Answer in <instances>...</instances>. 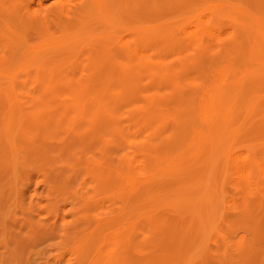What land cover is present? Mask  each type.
Returning a JSON list of instances; mask_svg holds the SVG:
<instances>
[{
  "label": "rangeland",
  "instance_id": "374dc122",
  "mask_svg": "<svg viewBox=\"0 0 264 264\" xmlns=\"http://www.w3.org/2000/svg\"><path fill=\"white\" fill-rule=\"evenodd\" d=\"M27 2L81 20L38 28ZM262 10L0 0V264H264Z\"/></svg>",
  "mask_w": 264,
  "mask_h": 264
},
{
  "label": "bare ground",
  "instance_id": "6f19581e",
  "mask_svg": "<svg viewBox=\"0 0 264 264\" xmlns=\"http://www.w3.org/2000/svg\"><path fill=\"white\" fill-rule=\"evenodd\" d=\"M87 1H89V0H87ZM224 1V0H223ZM34 2V1H33ZM96 2V1H95ZM256 2V1H255ZM262 2H264V0H262ZM37 4L38 5H40L41 4V2H37ZM213 4V3H212ZM216 4V3H215ZM218 4V3H217ZM95 5H96V3H95ZM214 5V4H213ZM224 5H225V3H224ZM247 5V4H246ZM207 6V5H206ZM216 6V5H215ZM89 7V6H88ZM256 7V6H255ZM261 7V6H260ZM85 8V7H84ZM83 8V9H84ZM245 8L247 9V6H245ZM21 9H22V16L20 17V18H24L23 20H22V22L24 21L25 23H29V24H35L36 26H38V28H40V27H44V29H46V27L48 28V23H53V24H56V25H61V24H66V23H68V22H71V21H75V20H77L79 17H80V14H81V7L80 6H76V7H74L71 11H68V12H66V13H64V14H62V15H57L56 13H55V11L54 12H50V15H51V17L50 16H46V15H43V14H41V13H38V12H30V5H29V2H27L26 4H23L22 5V7H21ZM63 9H64V7H63ZM62 9V10H63ZM233 9V8H232ZM87 10V9H86ZM211 10V9H210ZM210 10H209V12H210ZM248 10V9H247ZM256 10V13H257V11H258V9H255ZM261 10V9H260ZM202 11V10H201ZM206 11V10H205ZM262 11H264V10H262ZM204 12V11H203ZM97 13V12H96ZM217 13V12H216ZM247 13H249V12H247ZM205 14V13H204ZM236 14V13H235ZM255 14V13H254ZM209 15V14H208ZM105 16L107 17L108 16V11L107 12H105ZM237 16H238V14H237ZM245 16V15H244ZM247 16V15H246ZM255 18H256V16H254ZM83 18V17H82ZM226 18H227V16H226ZM229 18V17H228ZM246 18V17H245ZM80 19V18H79ZM85 19V18H84ZM83 19V20H84ZM248 19H249V16H248ZM257 19V18H256ZM81 20V19H80ZM82 20V21H83ZM245 21V20H244ZM248 22V20L246 21V23ZM253 24H254V22H252ZM251 23V24H252ZM235 24V23H234ZM245 24V23H244ZM195 25H197L196 23H195ZM247 25H249V24H247ZM194 26V25H193ZM234 26V25H233ZM237 26H239V25H237ZM242 26V25H241ZM195 27V26H194ZM210 27V26H209ZM250 27V26H249ZM255 27V26H254ZM261 27H262V25H261ZM193 28V27H192ZM196 28V27H195ZM242 28V27H241ZM244 28V27H243ZM252 28V27H251ZM250 28V30H254L255 28H252L251 29ZM43 29V30H44ZM128 29V28H127ZM194 29V28H193ZM201 29V28H200ZM239 29H240V27H239ZM245 29H246V31H248L249 29H247V26H245ZM245 29H244V31H245ZM42 31V30H41ZM183 31H184V29H183ZM194 31H196L195 29H194ZM193 31V32H194ZM199 31V30H198ZM209 31V30H208ZM243 31V32H244ZM258 31V30H257ZM207 32V31H206ZM211 32V31H210ZM209 32V35L211 34ZM184 33V32H183ZM248 33H250V31H248ZM251 33L253 34V31H251ZM250 33V34H251ZM40 34V33H39ZM204 34V33H203ZM202 34V35H203ZM222 34V33H221ZM259 34V33H258ZM50 35H53V34H50ZM209 35H207L208 37H209ZM214 35V34H213ZM194 36V35H193ZM210 36H212V35H210ZM215 36V35H214ZM41 37H42V35H41ZM52 37H55V36H52ZM51 37V38H52ZM216 37V36H215ZM43 38V37H42ZM48 38H50V37H48ZM48 38H46V39H48ZM51 38H50V40H51ZM106 39H108L109 40V38H106ZM253 39V38H252ZM50 40H49V42H50ZM246 40H247V38H246ZM44 42L46 43V42H48V40L47 41H45V39H44ZM52 42V41H51ZM57 42H59V41H57ZM57 42H54V43H50L51 45L52 44H54V45H56V43ZM64 42H66V41H64ZM67 42H70V41H67ZM70 43H73V42H70ZM247 43H249V42H247ZM257 43V42H256ZM49 44V45H50ZM58 45H57V47H53L54 45H52L51 47H53V48H56L57 49V51H58V48H60V46H59V43H57ZM63 44V43H62ZM65 44H67V43H65ZM64 44V45H65ZM69 44V43H68ZM114 44V43H113ZM119 44V43H118ZM259 44V43H258ZM41 45V44H40ZM48 45V44H47ZM47 45H45V46H47ZM64 45H62L63 46V48H64ZM70 45H72V44H70ZM42 46V45H41ZM59 46V47H58ZM184 46V45H183ZM248 46H249V44H248ZM18 47H19V45H18ZM22 46H20L19 48H21ZM43 47H44V45H43ZM49 47V46H48ZM48 47H47V50H48ZM16 48H17V46H16ZM52 48V50H54ZM63 48H60L59 50H62ZM72 48V47H71ZM120 50L121 49H123L124 47H123V44H120L119 45V47H118ZM183 48V47H182ZM26 49V48H25ZM49 49H50V47H49ZM56 49H55V51H48V52H43V55H42V57H41V63H49V62H51L52 60H56V59H59V61H60V58H61V56L63 57L64 55H63V53L62 52H57L56 51ZM110 49V48H109ZM112 49V48H111ZM33 50V49H32ZM41 50V49H40ZM184 50V49H183ZM34 51V50H33ZM38 51V50H37ZM42 51H44V50H42ZM42 51H40V52H42ZM71 51V50H70ZM66 52H68V51H66ZM34 53V52H33ZM38 53V52H37ZM36 53V54H37ZM42 54V53H41ZM69 54V53H68ZM80 55V54H79ZM28 56H29V54H28ZM27 56V57H28ZM38 57V56H37ZM31 58V57H30ZM32 60V59H31ZM59 61H58V63H59ZM253 61V60H252ZM24 62H26L25 60H24ZM35 62V61H34ZM34 62H31V63H34ZM40 62V61H39ZM55 63V62H54ZM37 65H38V62L36 63ZM33 65V67H34V64H32ZM42 65V64H41ZM40 65V66H41ZM241 65V64H240ZM262 65V64H261ZM36 66V65H35ZM248 66V65H247ZM254 66H257V65H254ZM46 67V66H45ZM45 67H43V68H41V69H44ZM48 67V66H47ZM46 67V68H47ZM50 67V66H49ZM37 68H39V66L37 67ZM33 69V68H32ZM60 69V68H59ZM213 69V68H212ZM79 70V69H78ZM77 70V71H78ZM37 71V70H36ZM76 71V70H75ZM239 71V70H238ZM43 72V71H42ZM54 72V71H53ZM51 73V72H50ZM50 73H49V75H50ZM70 73V72H69ZM203 73H205V72H203ZM207 73V72H206ZM211 73V72H210ZM215 73V72H214ZM213 73V74H214ZM235 73V72H234ZM105 74V73H104ZM244 74V73H243ZM14 75V74H13ZM52 75V74H51ZM54 75V74H53ZM205 75V74H204ZM209 75V74H208ZM211 75H212V73H211ZM218 75V74H217ZM11 76V75H10ZM213 76V75H212ZM215 76V75H214ZM237 76V75H236ZM9 77V76H8ZM207 77V76H206ZM218 77V76H217ZM216 78V77H215ZM214 78V79H215ZM218 78H220V77H218ZM236 78V77H235ZM10 79V78H9ZM13 79L14 80H17V78H16V76H14L13 77ZM45 79V78H44ZM207 79V78H206ZM211 79V78H210ZM254 79V78H253ZM195 80V79H194ZM194 80H191V81H194ZM213 80V79H212ZM211 80V81H212ZM258 80V79H257ZM199 81H200V79H199ZM230 81H232V80H230ZM52 82V81H51ZM189 83V82H188ZM192 83V82H191ZM236 83V82H235ZM242 84V83H241ZM179 85V84H178ZM180 86V85H179ZM185 87V86H184ZM210 87V86H209ZM232 87V86H231ZM230 88V87H229ZM208 89V88H207ZM208 90H210V89H208ZM52 90H50V92H51ZM206 91V90H205ZM212 91V90H211ZM201 92V91H200ZM230 92H231V89H230ZM199 93V92H198ZM3 94V93H2ZM16 94V93H15ZM204 94V93H203ZM262 94H264V93H262ZM207 95V94H206ZM16 96V95H15ZM181 96V95H180ZM198 96H199V94H198ZM203 96V95H202ZM95 98V97H94ZM197 98V97H196ZM195 98V99H196ZM203 98V97H202ZM81 99V98H80ZM96 99V98H95ZM190 99V98H189ZM200 99V98H199ZM259 99V98H258ZM185 100V99H184ZM194 100V99H193ZM201 100V99H200ZM98 101H99V99H98ZM195 101H197V100H195ZM254 101V100H253ZM256 101V100H255ZM258 101V100H257ZM177 102V101H176ZM202 102H203V100H202ZM182 103H184V101L182 102ZM185 103H186V101H185ZM190 103V102H189ZM195 103H197V102H195ZM194 103V104H195ZM201 103V102H200ZM178 104H179V102H178ZM206 104V103H205ZM254 104H255V102H254ZM8 106L10 105V104H7ZM82 106V105H81ZM178 107H179V105H177ZM197 106H198V104H197ZM207 106V105H206ZM198 107H200V105L198 106ZM208 107V106H207ZM248 107V106H247ZM19 108V107H18ZM22 108H24V107H22ZM181 108V107H180ZM203 108H204V106H203ZM30 107H25L24 108V112H30ZM95 109V108H94ZM97 109H98V107H97ZM176 109V108H175ZM178 109V108H177ZM184 109V108H183ZM197 109V108H196ZM200 109V108H199ZM201 109H202V107H201ZM207 109V108H206ZM252 109H253V106H252ZM161 110V109H160ZM192 110V109H191ZM204 110V109H203ZM209 110V109H208ZM211 110V109H210ZM154 111V110H153ZM152 111V112H153ZM162 111V110H161ZM205 111V110H204ZM203 111V112H204ZM207 111V110H206ZM27 112H26V114H27ZM84 112V111H83ZM170 112V111H169ZM201 112H202V110H201ZM202 112V113H203ZM254 112V111H253ZM98 113H99V110H98ZM147 113V112H146ZM192 113V112H191ZM208 113H209V111H208ZM238 113V112H237ZM245 113H246V111H245ZM25 114V113H24ZM207 114V112L206 113H204L203 115H206ZM20 115V114H19ZM29 115V114H28ZM88 115V114H87ZM97 115H99V114H97ZM194 115V114H193ZM245 115V114H244ZM249 115V114H248ZM8 116V115H7ZM32 116V115H31ZM88 116H90V115H88ZM101 116V115H100ZM149 116V115H148ZM202 116V115H201ZM243 116V115H242ZM145 117V116H144ZM213 117V116H212ZM252 117V116H251ZM157 118V117H156ZM205 118H207V117H205ZM204 118V119H205ZM8 119V118H7ZM6 119V120H7ZM147 119V118H146ZM167 119V118H166ZM180 119V118H179ZM203 119V118H202ZM153 120V119H152ZM164 120V119H163ZM185 120V119H184ZM242 120V119H241ZM246 120V119H245ZM82 121V120H81ZM168 121V120H167ZM166 121V122H167ZM171 121V120H170ZM170 121H169V123H170ZM174 121V120H173ZM182 121V120H181ZM202 121V120H201ZM231 121H233L234 122V120H231ZM50 122V121H49ZM102 122V121H101ZM150 122V121H149ZM198 122V121H197ZM208 122V121H207ZM78 123V122H77ZM85 123V120H84V122H83V124ZM111 123V122H110ZM187 123V122H186ZM203 123V122H202ZM216 123V122H215ZM9 124V123H8ZM91 124V123H90ZM168 124V123H167ZM166 124V125H167ZM171 124H174L173 122L171 123ZM188 124V123H187ZM207 124V123H206ZM217 124V123H216ZM6 125V127H7V124H5ZM40 125V124H39ZM45 125H46V123H45ZM77 125V124H76ZM81 126L80 127H82V123L80 124ZM87 125H88V123H87ZM170 125V124H169ZM47 126H48V124H47ZM174 126V125H173ZM33 127V126H32ZM90 127V126H89ZM161 127V126H160ZM163 127V126H162ZM217 127V126H216ZM5 128V127H4ZM46 128V127H45ZM75 128V127H74ZM96 128V127H95ZM158 128H159V126H158ZM169 128V127H168ZM173 128V127H172ZM176 128V127H175ZM204 128V127H203ZM44 130V129H43ZM42 130V131H43ZM90 130V129H89ZM88 130V131H89ZM91 130H92V128H91ZM174 130V129H173ZM172 130V131H173ZM177 130V129H176ZM46 131V130H45ZM101 131V130H100ZM114 131V130H113ZM170 131H171V128H170ZM171 131V132H172ZM12 132V131H11ZM110 132V131H109ZM120 132V131H119ZM42 133V132H41ZM84 133V132H83ZM86 133V132H85ZM89 133V132H88ZM111 133V132H110ZM108 134V133H107ZM235 134V133H234ZM119 135V134H118ZM82 136V135H81ZM85 136V135H84ZM84 136H82V137H84ZM232 136V135H231ZM234 136V135H233ZM78 137V136H77ZM81 137V138H82ZM119 137V136H118ZM121 137V136H120ZM24 138V137H23ZM126 139V138H125ZM194 139V138H193ZM11 140H13V139H11ZM23 140V139H22ZM35 140V139H34ZM46 140V139H45ZM24 141V140H23ZM31 141V140H30ZM33 141V140H32ZM41 141V140H40ZM187 141H188V139H187ZM19 142H21V140L19 141ZM42 142V141H41ZM40 142V143H41ZM192 142V141H191ZM242 142V141H241ZM11 143V142H10ZM30 143V142H29ZM43 143V142H42ZM170 143V142H169ZM214 143V142H213ZM220 143H221V141H220ZM13 144V143H12ZM25 144L26 143H24V146H25ZM219 144V143H218ZM218 144H215V145H218ZM10 145V144H9ZM15 145V144H14ZM23 145V144H22ZM27 145V144H26ZM34 146V145H33ZM232 146V145H231ZM243 146V145H242ZM245 147H246V145H244ZM243 146V147H244ZM252 146V145H251ZM11 147V146H10ZM30 147V146H29ZM41 147V146H40ZM233 147V146H232ZM242 147V148H243ZM248 147V146H247ZM46 148V147H45ZM31 149V148H30ZM66 149V148H65ZM166 149V148H165ZM256 149V148H255ZM236 150V149H235ZM239 150H242V149H239ZM47 151V150H46ZM217 151V150H216ZM227 151V150H226ZM238 151V150H237ZM237 151H235L236 153L235 154H237L238 152ZM31 152V151H30ZM42 152V151H41ZM81 152V151H80ZM243 152H244V150H243ZM242 152V153H243ZM29 153V152H28ZM225 153V152H224ZM226 153H228V152H226ZM20 154V153H19ZM18 154V155H19ZM108 154V153H107ZM229 154V153H228ZM239 154H241V153H239ZM260 154V153H259ZM30 155H31V153H30ZM42 155V154H41ZM230 155V154H229ZM238 155V154H237ZM237 155H234V156H236L237 157ZM175 156H176V154H175ZM261 156V155H260ZM224 157H225V155H224ZM226 157H228V156H226ZM230 157H231V155H230ZM14 158V157H13ZM20 158V157H19ZM36 158H38V157H36ZM186 158V157H185ZM229 158V157H228ZM232 158H234L233 156L231 157V159ZM168 159V158H167ZM226 159V158H225ZM12 160V159H11ZM19 160V159H18ZM43 160V159H42ZM170 160V159H169ZM24 161V160H23ZM228 161V160H227ZM227 161H225V162H227ZM12 162V161H11ZM212 162V161H211ZM229 162V161H228ZM37 163H38V161H37ZM213 163V162H212ZM252 163V162H251ZM242 164V163H241ZM240 164V165H241ZM245 164V163H244ZM230 165V164H229ZM240 165H234V166H238V167H243L241 170H242V172L241 173H243V171H245L244 170V167L245 166H243V164H242V166H240ZM257 165V164H256ZM164 166V165H163ZM170 166V165H169ZM212 166V165H211ZM248 165H246V167H247ZM258 166V165H257ZM260 166V165H259ZM13 167H14V165H13ZM222 167H223V165H222ZM256 167V166H255ZM261 168H264V166H260ZM219 168V167H218ZM229 168H232V167H229ZM235 168V167H234ZM161 169V168H160ZM165 169V168H164ZM163 169V170H164ZM237 169V168H236ZM239 169V168H238ZM246 169V168H245ZM249 169V168H248ZM162 170V169H161ZM187 170V169H186ZM235 170V169H234ZM233 170V171H234ZM240 170V169H239ZM240 170V171H241ZM252 170V169H251ZM250 170V171H251ZM247 171V170H246ZM245 171V172H246ZM260 171V170H259ZM261 171H264V169H261ZM166 172V171H165ZM185 172V171H184ZM236 173H238V172H236ZM251 173V172H250ZM262 173H264V172H262ZM238 174H240V173H238ZM243 174H245V173H243ZM252 174V173H251ZM260 174V173H259ZM242 175V174H241ZM76 176V175H75ZM231 183V182H230ZM208 184V183H207ZM203 187H204V185H203ZM212 188V187H211ZM212 190V189H211ZM214 190H216V189H214ZM210 202V201H209ZM212 203V202H211ZM214 203V202H213ZM217 208V207H216ZM200 217V216H199Z\"/></svg>",
  "mask_w": 264,
  "mask_h": 264
}]
</instances>
